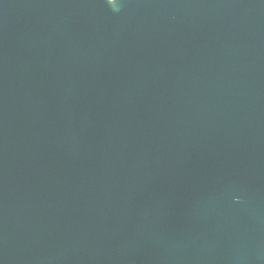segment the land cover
Listing matches in <instances>:
<instances>
[{"label": "water", "instance_id": "1", "mask_svg": "<svg viewBox=\"0 0 264 264\" xmlns=\"http://www.w3.org/2000/svg\"><path fill=\"white\" fill-rule=\"evenodd\" d=\"M0 264H264V0H0Z\"/></svg>", "mask_w": 264, "mask_h": 264}]
</instances>
